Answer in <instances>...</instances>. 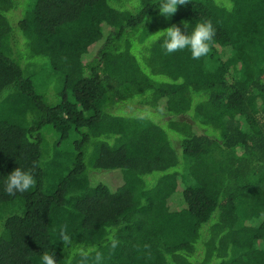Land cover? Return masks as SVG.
Instances as JSON below:
<instances>
[{"label":"trees","instance_id":"trees-1","mask_svg":"<svg viewBox=\"0 0 264 264\" xmlns=\"http://www.w3.org/2000/svg\"><path fill=\"white\" fill-rule=\"evenodd\" d=\"M159 4L0 0V264H264V0ZM204 21L199 59L154 39ZM17 167L36 183L9 196Z\"/></svg>","mask_w":264,"mask_h":264},{"label":"clouds","instance_id":"clouds-1","mask_svg":"<svg viewBox=\"0 0 264 264\" xmlns=\"http://www.w3.org/2000/svg\"><path fill=\"white\" fill-rule=\"evenodd\" d=\"M188 3L189 0H160L159 13L166 19L170 18L176 13L178 5L184 6ZM182 23L184 27H188L187 21ZM156 33L154 39L163 38V48L167 54L188 49L192 59H199L208 54L210 43L215 36V29L210 21H204L196 23L188 34L182 32L181 27L175 25ZM35 183V177L30 171L17 167L7 175L4 191L9 196H15L17 192L29 191ZM61 235L63 240L67 242L69 238L64 229H61ZM113 246L115 247V242H113ZM96 259L99 261L100 256L97 255ZM42 260L43 264H56L53 253L44 254Z\"/></svg>","mask_w":264,"mask_h":264},{"label":"rangeland","instance_id":"rangeland-1","mask_svg":"<svg viewBox=\"0 0 264 264\" xmlns=\"http://www.w3.org/2000/svg\"><path fill=\"white\" fill-rule=\"evenodd\" d=\"M47 63V62H46ZM41 59L32 60L28 67L29 74H33L35 90L40 93L48 105H56L61 101L62 78L51 71L48 64ZM117 171H111L107 175H98L97 180H102L111 187L118 186L119 179L115 174ZM172 207V206H171Z\"/></svg>","mask_w":264,"mask_h":264}]
</instances>
